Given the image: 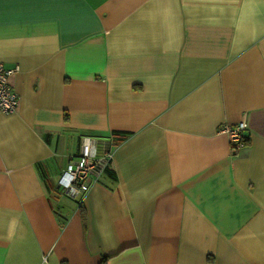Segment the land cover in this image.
<instances>
[{
  "label": "crops",
  "instance_id": "1",
  "mask_svg": "<svg viewBox=\"0 0 264 264\" xmlns=\"http://www.w3.org/2000/svg\"><path fill=\"white\" fill-rule=\"evenodd\" d=\"M0 64V264H264V0H0Z\"/></svg>",
  "mask_w": 264,
  "mask_h": 264
},
{
  "label": "built area",
  "instance_id": "2",
  "mask_svg": "<svg viewBox=\"0 0 264 264\" xmlns=\"http://www.w3.org/2000/svg\"><path fill=\"white\" fill-rule=\"evenodd\" d=\"M15 68H4L0 64V111H15L18 98L10 85L9 78ZM220 131L227 134L234 149L246 144L244 131L245 120L233 125H222ZM113 135H81L78 139V150L69 155L67 165L62 171L58 183L60 186L76 193H85L110 164L115 141Z\"/></svg>",
  "mask_w": 264,
  "mask_h": 264
},
{
  "label": "trees",
  "instance_id": "3",
  "mask_svg": "<svg viewBox=\"0 0 264 264\" xmlns=\"http://www.w3.org/2000/svg\"><path fill=\"white\" fill-rule=\"evenodd\" d=\"M115 134V133H114ZM110 165V164H109ZM109 165L105 168V170H107L108 169V167H109ZM81 203L79 204V207L81 208ZM81 210L83 211V209L81 208ZM105 259H106V256L105 257H103L102 258V260H101V264H103L104 262H105ZM62 264H65L64 262H62Z\"/></svg>",
  "mask_w": 264,
  "mask_h": 264
}]
</instances>
